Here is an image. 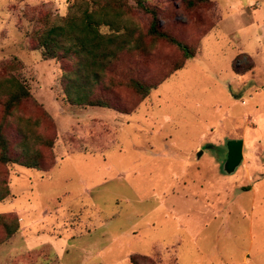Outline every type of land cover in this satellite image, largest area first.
<instances>
[{
  "label": "rangeland",
  "instance_id": "374dc122",
  "mask_svg": "<svg viewBox=\"0 0 264 264\" xmlns=\"http://www.w3.org/2000/svg\"><path fill=\"white\" fill-rule=\"evenodd\" d=\"M73 1L0 0V60L20 59L15 75L56 133L44 149L52 162L46 171L3 169L11 194L0 213H15L20 229L0 244V264H132V254L149 256L145 264H173L171 245L191 231L208 252L217 237L219 255L232 253L233 239L247 246L249 226L256 239L264 236V6L243 14L245 0H206L192 9L184 0H145L196 53L136 107L131 89L116 86L114 103L132 110L122 115L65 103L62 64L33 48L39 16L58 20ZM253 14L258 27L245 23ZM134 16L146 28L149 15L136 9ZM179 54L159 41L134 61L147 81H159ZM132 60L125 56V64ZM247 64L244 73L232 69ZM23 110L34 113L30 105ZM228 139L243 140L231 174L222 170ZM214 210L223 214L214 218Z\"/></svg>",
  "mask_w": 264,
  "mask_h": 264
},
{
  "label": "trees",
  "instance_id": "16d2710c",
  "mask_svg": "<svg viewBox=\"0 0 264 264\" xmlns=\"http://www.w3.org/2000/svg\"><path fill=\"white\" fill-rule=\"evenodd\" d=\"M206 0H184L192 9ZM149 15L146 28L137 23L134 11ZM38 26L30 35L33 48L39 49L44 59L62 64L60 87L65 103L83 107H102L128 114L132 110L114 103L113 89L124 86L136 96L134 107L168 75L183 67L195 56V47L179 38L161 23L156 8L145 0H74L67 13L58 20L49 14L39 16ZM159 41L174 45L180 52L159 81H147L134 61L150 55ZM125 56L133 60L125 64ZM250 65L236 66V73H244ZM21 69L16 56L0 60V201L10 196L5 167L15 164L29 169L46 171L45 150L55 142L54 122L50 114L33 96L15 71ZM26 105L33 108L24 113ZM51 133L47 134V127ZM20 229L12 211L0 213V244L9 240ZM132 264L150 263L149 256L132 254Z\"/></svg>",
  "mask_w": 264,
  "mask_h": 264
},
{
  "label": "crops",
  "instance_id": "0c3cea01",
  "mask_svg": "<svg viewBox=\"0 0 264 264\" xmlns=\"http://www.w3.org/2000/svg\"><path fill=\"white\" fill-rule=\"evenodd\" d=\"M264 6V0H245V4L240 8V12L243 14H246L248 10H257ZM254 14L248 16V18L244 17L246 20L245 23H252L255 24V27H258V21L255 20ZM262 36L260 34L256 33V40H259L258 42L262 41ZM97 107V106H96ZM102 108V107H101ZM120 113V112H119ZM122 115H127L124 113H121ZM10 189V188H9ZM11 194V193H10ZM231 203V202H230ZM207 205V204H206ZM205 206V205H204ZM207 207V206H206ZM14 210V208H13ZM17 212V211H16ZM176 215V218L178 216V212L176 210H172V213ZM223 213L218 210H214V218L222 215ZM230 211H227V218L229 217ZM175 218V219H176ZM207 226V224H205ZM188 237V238H187ZM184 238V240H178L174 243V245H171V253L174 255L173 258V264H178V260L181 258L183 259L184 264H264V236H260L258 239L255 238L253 235V232L248 227L247 231V240L248 244L247 246L241 245L238 240L233 239L232 247L230 248L231 254H223L219 255L218 251L216 250L219 248L217 246L218 238H215L214 245L212 247L211 252L205 251L204 246H202V242L205 240L203 238H200V234L193 233V231L190 232V235ZM256 242V250L253 255H250L251 247ZM179 246L181 248V251H177L176 247ZM230 247V246H229ZM216 253V255H215ZM161 255L162 258H165V260H170L168 257L170 254H167V257H164V254L160 251L156 250L153 255Z\"/></svg>",
  "mask_w": 264,
  "mask_h": 264
},
{
  "label": "water",
  "instance_id": "95a60500",
  "mask_svg": "<svg viewBox=\"0 0 264 264\" xmlns=\"http://www.w3.org/2000/svg\"><path fill=\"white\" fill-rule=\"evenodd\" d=\"M226 146V157L222 163V170L226 174H231L236 170V167L240 164L242 160V139H228L225 142ZM200 151L197 153L199 156Z\"/></svg>",
  "mask_w": 264,
  "mask_h": 264
}]
</instances>
